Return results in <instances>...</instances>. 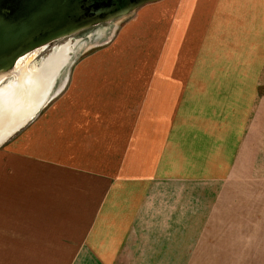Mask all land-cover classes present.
Instances as JSON below:
<instances>
[{
	"label": "crops",
	"instance_id": "1",
	"mask_svg": "<svg viewBox=\"0 0 264 264\" xmlns=\"http://www.w3.org/2000/svg\"><path fill=\"white\" fill-rule=\"evenodd\" d=\"M136 10L0 145V264H264V0Z\"/></svg>",
	"mask_w": 264,
	"mask_h": 264
},
{
	"label": "water",
	"instance_id": "2",
	"mask_svg": "<svg viewBox=\"0 0 264 264\" xmlns=\"http://www.w3.org/2000/svg\"><path fill=\"white\" fill-rule=\"evenodd\" d=\"M155 1L158 0H0V74L55 40L129 15Z\"/></svg>",
	"mask_w": 264,
	"mask_h": 264
},
{
	"label": "rangeland",
	"instance_id": "3",
	"mask_svg": "<svg viewBox=\"0 0 264 264\" xmlns=\"http://www.w3.org/2000/svg\"><path fill=\"white\" fill-rule=\"evenodd\" d=\"M243 1H245V0H243ZM135 11H137V10H135ZM135 11L131 12L129 15L111 20L109 22L99 23V24L91 26L87 29H83L81 31L73 33L67 37L60 38L58 40L53 41L52 43L45 46L44 48L39 49L31 58H28L29 60H27L25 66L21 67L18 71L15 72L16 79L14 76L4 75L2 77V79H0V87L5 85L9 81H12L14 83L15 82L20 83V80H22V78L25 79V78H27V76H29L28 73L36 71L42 65L43 61L50 55V53H52L58 47L68 44L70 48L68 49L67 56H66L67 61L64 59L65 61L60 65L59 69L54 73V75L51 76V79H52V83L50 85L51 89H48V91H50V92L48 94V91H47L46 96H45V101H47V99L50 96L51 97L54 96L58 91H60L64 87L65 79L70 74V71L74 67L82 65V62L79 60L84 55L91 53L94 50L101 49L104 46H106L108 43H110L113 40V38L116 37L120 27L125 22H127L131 17L136 16ZM134 48H138V49L136 51H132V53H131V54L136 56V57L132 58V60H133L132 65H135L137 67H144L146 65L145 64L146 62L144 60V54H145L144 49L141 48V46L139 44L134 46ZM128 60L129 59H127V61ZM108 62L109 63H107V65L123 66L122 61L119 60V58H117L115 56L114 57L112 56L111 59L108 60ZM22 64H23V62H22ZM91 64H98V63H91ZM103 64L104 63H102V65ZM125 65H129V61ZM61 68H62V70L59 73V75L57 76V73ZM56 76H57V79H56V82L53 86V83H54ZM158 83L159 82L156 83L154 81L153 87H155L156 84L158 85ZM262 90L264 92V86L262 87ZM63 92H64V90L62 91V93ZM154 93H155V89H154ZM61 96H63V95H61ZM159 101H160V99H157V100L154 99V102H159ZM41 106H40V108H41ZM155 106H153V110L154 109L156 111H157V109L159 110V104H157V105L155 104ZM37 111H38V109L36 108L35 112L30 117H33ZM15 134H16V132L13 133V135L11 137H13ZM255 261L257 262V260H255Z\"/></svg>",
	"mask_w": 264,
	"mask_h": 264
},
{
	"label": "bare ground",
	"instance_id": "4",
	"mask_svg": "<svg viewBox=\"0 0 264 264\" xmlns=\"http://www.w3.org/2000/svg\"><path fill=\"white\" fill-rule=\"evenodd\" d=\"M69 48V45L66 44L55 49L36 71L28 73L29 76L25 79L22 78L20 83L9 81L0 87V144L27 119L31 118L30 116L35 112L36 108L39 109L45 102L46 93L48 89H51V76L67 59ZM33 55L17 62L11 71L0 74V79L4 75H11L16 79L15 72L25 66L27 60H29L28 58Z\"/></svg>",
	"mask_w": 264,
	"mask_h": 264
}]
</instances>
